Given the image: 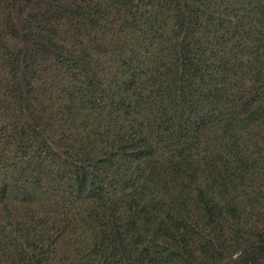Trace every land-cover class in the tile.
I'll return each mask as SVG.
<instances>
[{"label": "trees", "instance_id": "obj_1", "mask_svg": "<svg viewBox=\"0 0 264 264\" xmlns=\"http://www.w3.org/2000/svg\"><path fill=\"white\" fill-rule=\"evenodd\" d=\"M0 264H264V0H0Z\"/></svg>", "mask_w": 264, "mask_h": 264}]
</instances>
